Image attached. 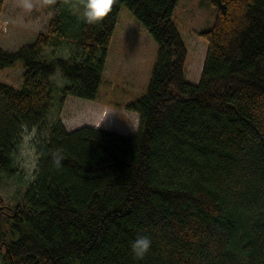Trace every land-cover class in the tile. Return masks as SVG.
<instances>
[{
	"label": "trees",
	"instance_id": "16d2710c",
	"mask_svg": "<svg viewBox=\"0 0 264 264\" xmlns=\"http://www.w3.org/2000/svg\"><path fill=\"white\" fill-rule=\"evenodd\" d=\"M178 1L114 0L102 22L70 31L57 0L46 32L0 47V69L25 68L20 88L0 81V175L10 176L25 128L52 106L56 68L61 102L96 97L122 4L158 43L148 88L128 105L134 133L57 120L38 135L34 179L12 205L0 196L3 264H264V0H209L198 82L185 76ZM137 235L152 241L143 259Z\"/></svg>",
	"mask_w": 264,
	"mask_h": 264
},
{
	"label": "rangeland",
	"instance_id": "374dc122",
	"mask_svg": "<svg viewBox=\"0 0 264 264\" xmlns=\"http://www.w3.org/2000/svg\"><path fill=\"white\" fill-rule=\"evenodd\" d=\"M67 13L66 25L70 31L77 29L82 19V0H59ZM57 0H4L0 16V47L17 50L48 30ZM216 6L209 0H179L173 12L174 21L186 44L188 54L185 76L198 82L205 62L208 40L200 34L211 28L216 20ZM50 49V48H49ZM68 54L67 50L56 53ZM158 43L122 4L114 32L108 45L103 80L94 99L69 95L61 102L59 88L64 84L62 72L55 69L53 76L54 98L43 125L25 128L12 163L13 175H0L1 204L8 206L20 200L25 189L35 177L38 164V135L45 137L52 122L60 120L67 130L89 125L102 127L121 134L134 133L140 124L137 111L128 105L138 99L148 88L152 70L157 60ZM25 71L21 60L0 69V81L20 88ZM34 157L35 168L21 166V152ZM2 238L0 237V242ZM0 243V264L5 248Z\"/></svg>",
	"mask_w": 264,
	"mask_h": 264
},
{
	"label": "clouds",
	"instance_id": "9594fccd",
	"mask_svg": "<svg viewBox=\"0 0 264 264\" xmlns=\"http://www.w3.org/2000/svg\"><path fill=\"white\" fill-rule=\"evenodd\" d=\"M114 0H82V11L80 13L83 22L86 24H98L102 22L112 11ZM52 159L58 167L62 162V157L58 152H53ZM24 159L21 160V166L35 168L36 161L34 157L21 152ZM152 241L148 235H137L131 241V251L135 258L143 259L151 248Z\"/></svg>",
	"mask_w": 264,
	"mask_h": 264
}]
</instances>
